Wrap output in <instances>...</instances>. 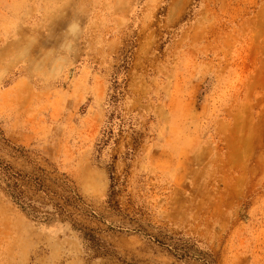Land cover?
Listing matches in <instances>:
<instances>
[{
  "label": "rangeland",
  "instance_id": "rangeland-1",
  "mask_svg": "<svg viewBox=\"0 0 264 264\" xmlns=\"http://www.w3.org/2000/svg\"><path fill=\"white\" fill-rule=\"evenodd\" d=\"M0 165V264H264V0H0Z\"/></svg>",
  "mask_w": 264,
  "mask_h": 264
},
{
  "label": "trees",
  "instance_id": "trees-1",
  "mask_svg": "<svg viewBox=\"0 0 264 264\" xmlns=\"http://www.w3.org/2000/svg\"><path fill=\"white\" fill-rule=\"evenodd\" d=\"M0 182L3 185V191L11 202L22 212L30 214L33 218L48 220L54 215L59 216L61 214L56 205L52 204V207L43 199H35L33 196H29V188L21 183L18 176L13 174L11 169L7 166L0 165Z\"/></svg>",
  "mask_w": 264,
  "mask_h": 264
}]
</instances>
